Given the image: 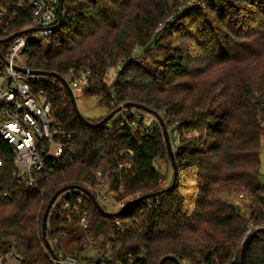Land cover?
Returning a JSON list of instances; mask_svg holds the SVG:
<instances>
[{
    "label": "trees",
    "instance_id": "trees-1",
    "mask_svg": "<svg viewBox=\"0 0 264 264\" xmlns=\"http://www.w3.org/2000/svg\"><path fill=\"white\" fill-rule=\"evenodd\" d=\"M201 1L65 0L55 37L24 50L25 67L33 71L64 76L88 67L83 95L98 99L109 114L130 103L158 121L147 127L143 115L139 121L122 111L96 127L104 118L79 117L57 80L40 83L55 124L74 146L52 162L48 180L25 189L13 176L10 147L0 144V244L13 246L20 264H54L45 240H56L55 251L85 264H159L169 256L180 264H241L249 224H264V0H204L205 9L197 10ZM0 5L10 9L0 19L3 38L31 25L32 8L22 0ZM163 126L170 142L178 141L172 149L177 177L164 189L168 177L161 166H173ZM130 161L118 171V163ZM97 172L109 174L117 200L126 205L161 194L105 211L109 215L85 198L71 220L53 216L44 230L52 198L68 187L89 190ZM255 232L247 264H264V229ZM88 249L96 256L83 258Z\"/></svg>",
    "mask_w": 264,
    "mask_h": 264
},
{
    "label": "built area",
    "instance_id": "built-area-1",
    "mask_svg": "<svg viewBox=\"0 0 264 264\" xmlns=\"http://www.w3.org/2000/svg\"><path fill=\"white\" fill-rule=\"evenodd\" d=\"M22 3L32 8L31 25L22 31L13 30L8 37L27 30L32 32L23 34L8 43H0V144L10 147L14 158L13 176L18 184L25 189H36L41 181L48 180L53 174L52 162L69 153L74 144L71 135L55 124L49 94L40 87V83L47 78L21 71V69L30 70L23 62V52L31 44L47 43L52 40L64 19L65 12L62 0H22ZM21 6L22 4L18 5V7ZM9 13L10 9L0 5V19ZM15 15L13 12L11 19L15 18ZM2 33L6 31L3 30ZM7 38H3L0 34V42ZM116 70L120 71L121 65H118ZM90 77L91 71L88 67L71 69L62 76L73 94L82 95L88 88ZM123 112L127 114V117L133 116L139 121L143 119L141 113L135 108L124 109ZM158 115L161 114L158 113ZM152 117L154 121H158L155 115ZM151 133L152 131L149 130L148 134ZM174 134L177 136L176 132ZM177 145L178 141L175 140L171 143V148ZM1 163L0 161V167ZM131 164V161L118 163V171ZM95 179V185L88 191L104 211L110 208L113 212H117L126 206V201L117 200V192L110 186L109 174L97 172ZM162 183L161 188H166L167 184ZM121 191H123L122 187H120ZM73 195L76 199L69 201L68 198ZM85 198L89 199L80 189L64 191L51 206L48 220L53 216L71 220L77 213V207ZM242 199L243 196L240 195L239 200ZM80 217V223L86 228V213ZM258 229H264V224L262 226L249 224L243 242ZM49 244L53 252L50 253L45 248V255L52 263L85 264L75 256H65L61 250L55 251L54 246L58 245L56 240ZM20 263L21 259L13 246L4 248L0 244V264ZM233 263L234 260L230 264ZM195 264L203 263L199 261Z\"/></svg>",
    "mask_w": 264,
    "mask_h": 264
},
{
    "label": "water",
    "instance_id": "water-1",
    "mask_svg": "<svg viewBox=\"0 0 264 264\" xmlns=\"http://www.w3.org/2000/svg\"><path fill=\"white\" fill-rule=\"evenodd\" d=\"M65 0H62V4H64ZM32 32V30H27V31H23V32H19V33H16L10 37H8L7 39L1 41L0 43H8L10 41H12L13 39L23 35V34H26V33H30ZM22 72L24 73H29V74H32V75H38V76H42V77H46V78H53L55 80H57L61 85L62 87L64 88V90L66 91V93L68 94V96L70 97V100H71V103H72V106H73V109L75 111V113L82 118V116L80 115V113L78 112L77 110V106H76V100H75V96L71 90V88L69 87V85L66 83V81L62 78V76L56 74V73H47V72H41V71H33V70H27V69H21ZM128 108H136V109H141V110H145L143 109L142 107L140 106H137V105H134V104H126L122 107H119L117 110L113 111L112 113H110L107 117H105L96 127H100L106 123H108L113 117L114 115H116L117 113L123 111L124 109H128ZM163 136H164V139H165V145H166V148H167V152H168V155H169V158H170V161H171V164L173 166V182H175L176 180V177H177V170H176V166H175V162H174V155H173V151H172V148H171V143H170V137H169V133L167 131V129L165 128V126H163ZM68 189H80L88 198L89 200L91 201V203L94 205V207L100 212V213H103L105 215H109L107 213H105V211L99 206V204L96 202L94 196L87 190V189H84V188H80V187H68L60 192H58L53 198L52 200L50 201L46 211H45V214H44V217H43V229L46 230L47 228V223H48V216H49V211L51 209V206L54 204V202L56 201V199L66 190ZM161 193H158V194H149V195H145V196H141L139 197L138 199L136 200H133L131 202H129L125 207H124V210H127L130 206L134 205V204H137L139 202H143V201H148L150 199H153L155 198L157 195H159ZM257 235V232H253L251 233L243 242L242 246H241V250H240V261H241V264H247V250H248V247L250 245V243L252 242L253 238ZM44 247L50 252L52 253V248L49 244V242L47 240H45L44 242ZM173 261L174 264H180V262L175 258V257H165L163 258L159 264H164L166 261Z\"/></svg>",
    "mask_w": 264,
    "mask_h": 264
},
{
    "label": "rangeland",
    "instance_id": "rangeland-1",
    "mask_svg": "<svg viewBox=\"0 0 264 264\" xmlns=\"http://www.w3.org/2000/svg\"><path fill=\"white\" fill-rule=\"evenodd\" d=\"M194 7L197 10H204L206 5L204 0L201 2H197ZM171 20V17H170ZM23 62L25 63V57H23ZM75 100H76V106L77 110L80 113V115L83 118L89 119V120H96L100 118H105L109 115L108 108L102 106L100 104V101L96 98L92 97H87L82 94H74ZM124 114L123 112H119L114 117L110 120L115 121L122 117ZM142 115L144 117V122L145 125L148 126H153L154 125V119L151 114L142 112ZM260 160H261V166H260V182L264 185V133L261 135V141H260ZM162 170L167 173V180L163 181V185L167 184V187L169 186L171 180H172V175H173V169L168 163H163L162 164ZM108 213H113L112 209H108ZM96 254L92 249H88L83 255V258H88L91 259L95 257Z\"/></svg>",
    "mask_w": 264,
    "mask_h": 264
}]
</instances>
